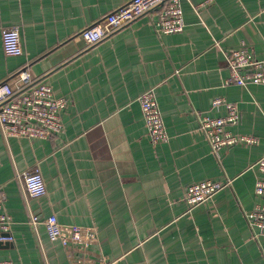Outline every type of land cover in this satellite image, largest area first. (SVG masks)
<instances>
[{"label": "crops", "instance_id": "crops-1", "mask_svg": "<svg viewBox=\"0 0 264 264\" xmlns=\"http://www.w3.org/2000/svg\"><path fill=\"white\" fill-rule=\"evenodd\" d=\"M128 1L0 0V83L38 79L66 101L51 139L0 129V200L13 236L0 261L68 264L41 223L55 215L93 227L111 264H264V233L246 219L261 202L263 176L251 167L264 155V86L224 84L228 54L242 43L264 58V0H181V33L159 35L155 9L87 47L81 31ZM9 27L20 30L21 56L3 52ZM149 90L166 143L147 135L138 98ZM216 99L237 107L227 131L256 143L211 151L199 118L225 116ZM34 167L46 194L29 199L18 177ZM203 180L232 183L190 209L185 191Z\"/></svg>", "mask_w": 264, "mask_h": 264}, {"label": "built area", "instance_id": "built-area-1", "mask_svg": "<svg viewBox=\"0 0 264 264\" xmlns=\"http://www.w3.org/2000/svg\"><path fill=\"white\" fill-rule=\"evenodd\" d=\"M157 9L155 22L159 35L181 33L185 23L181 0H130L107 14L103 19L85 27L80 36L91 47L127 27L141 16ZM2 49L6 56L17 57L23 54L20 30L17 27L4 28L1 33ZM229 76L225 85L247 87L264 86V58L254 57L252 51L242 43L227 57ZM147 135L153 144L166 143L168 135L161 117L154 93L149 90L138 98ZM224 106L223 117L199 118V129L209 142L211 151L217 153L221 148L238 143L254 144L253 137L234 136L226 127L234 126L239 121L235 104L222 99L213 101V106ZM66 107L64 98L54 96L52 88L38 79L29 80L13 89L7 82L0 83V129L5 137L48 140L58 135L63 128L62 111ZM263 176L257 179L254 192L261 200L246 219L251 229L264 233V155L251 167ZM24 192L29 199H38L46 194V187L38 167L20 175ZM232 181L224 182L203 180L187 187L184 201L190 209L210 201L214 195ZM1 197H3L1 195ZM3 198H1L2 200ZM0 200V244L13 242L11 219L4 211ZM30 225L35 229L40 222L37 216L30 217ZM48 238L58 242L64 249L68 264H111L98 252L99 240L93 227L66 225L58 222L55 215H50L41 222ZM0 264H12L0 261Z\"/></svg>", "mask_w": 264, "mask_h": 264}]
</instances>
